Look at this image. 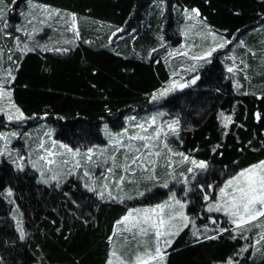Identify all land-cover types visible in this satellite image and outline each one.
<instances>
[{
	"label": "trees",
	"instance_id": "16d2710c",
	"mask_svg": "<svg viewBox=\"0 0 264 264\" xmlns=\"http://www.w3.org/2000/svg\"><path fill=\"white\" fill-rule=\"evenodd\" d=\"M34 3L77 13L81 30L80 39L69 52L29 53L21 58V67L16 73V102L27 115L36 114L37 121L48 112L45 121L56 130L55 136L59 139H67L68 133L74 132L75 140L88 130L94 141L103 144L106 143L103 125L108 124L114 133L120 132L127 117L141 116L154 108L148 94L170 78L169 67L162 56L182 39L180 9L183 7H199L215 30L226 29L225 35L230 36L242 34L241 38L250 46L259 47L264 41L260 36L264 35V16L261 15L264 4L260 0H34ZM26 4L27 0H17L18 7L10 16L13 23L21 20L18 15ZM162 8L165 9L163 16L160 15ZM237 11L239 15L235 14ZM116 26L124 32L118 33L110 43L108 38ZM158 34L164 36L163 47H159ZM10 46V42L5 45ZM153 47L158 51L151 60L140 58L147 57ZM243 52L244 49L236 46L238 55ZM4 59L3 68L7 66L6 57ZM250 62L251 83L242 79V91L248 87L259 93L264 91V64L256 60ZM199 74L201 79L196 85L166 97L159 106L171 107L167 115L171 118L179 115L181 119L183 144L174 141L177 149L188 153L198 147L200 150L191 154L210 161L213 166L207 175L210 178H206L220 180L219 170L224 165L231 167L233 161L239 160L240 165L246 167L264 159V148L252 151L247 144L249 140L253 144L264 140V120L258 122L254 115L256 111L264 114V99L241 95L227 79L220 59L200 68ZM92 84L97 87H91ZM217 88L221 91H216ZM105 102L112 108L111 114L103 111ZM233 108L236 124L243 123L246 127L233 126L230 134L222 138L218 113L223 110L230 114ZM237 135L244 142L243 153L238 150ZM216 143L225 145L222 157L210 150ZM15 175L9 164L1 165L0 185H6ZM80 183L70 178L62 192L37 184L32 173L27 179L12 180L28 236L14 249L0 246V255L6 260H16L17 264L20 261L39 264L42 256L44 264H103L109 247L107 237L118 229L116 220L125 213L126 207L99 201L82 186L77 188ZM155 191L162 195L167 190ZM64 192L69 195L65 196ZM69 198L77 200L80 206L70 205ZM153 202L154 197L146 194L145 198L128 204L141 206ZM12 208L0 198V241L16 237ZM200 223L198 220L197 224ZM57 227L69 237L67 240L56 233ZM244 243L243 240H221L196 245L191 243L189 230L185 229L169 249V264H210L213 257L230 255ZM260 256L256 253L255 264H261V260L257 261ZM246 264H253V259H248Z\"/></svg>",
	"mask_w": 264,
	"mask_h": 264
},
{
	"label": "snow or ice",
	"instance_id": "6c2138e0",
	"mask_svg": "<svg viewBox=\"0 0 264 264\" xmlns=\"http://www.w3.org/2000/svg\"><path fill=\"white\" fill-rule=\"evenodd\" d=\"M260 2L264 4V0ZM16 7L17 0H0V60L5 57L7 60V66L0 69V165H11V171L16 174L9 178L6 185H0V198L13 206L11 214L16 237L0 241V246L14 249L18 242L27 239L23 213L19 211L12 180L27 179L32 173L37 184L62 192L70 178H75L81 182L76 185L77 188L82 186L99 201L126 207L125 213L116 220L118 230L107 237L109 247L103 264H169V249L185 229L189 230L191 243L196 245L221 240L245 242L230 255L213 257L210 264H246L248 259H253L255 264L254 257L258 252L262 257L261 264H264V159L246 167L235 160L231 167L224 165L219 170L220 180L209 181L206 177L213 167L210 161L191 154L199 151L198 147L185 153L173 146L174 141L183 144L181 119L177 115L164 120V112H157L142 122L135 116H129V126L124 127L122 132L113 133L105 124L107 142L103 144L94 141L93 134L88 130H84V134L75 140L74 132L68 133L67 139H59L51 127L44 130L34 144L30 142L32 134L20 129L36 114L27 115L14 97L21 58L29 53L70 51V47H50L48 42L37 38L45 26H50V22H63L65 30L73 33L74 39H65L64 45H73L75 40L80 39V32L75 12L27 0L26 8L19 12L22 22L13 23L10 16ZM164 11L162 8L161 16ZM180 12L183 17L180 34L186 41L199 37L201 43L193 40L183 44L181 49L168 51L167 57L182 58L179 66L182 71L172 70L170 78L148 94L150 101L158 102L177 90L196 85L201 79L199 69L221 56L227 79L239 93L264 99V91H241V78L251 83L250 61L264 64V41L260 42L259 47H253L241 38L242 34L230 36L225 35L226 29L223 32L215 30L199 7H183ZM235 14L240 13L237 11ZM261 15L264 16V13ZM123 32V28L116 26L108 38L109 42ZM157 39L160 41L159 47H163L164 36L158 34ZM9 42L11 46L5 47ZM85 43L90 44L91 41ZM233 45L244 49L243 55H238ZM157 51L158 48L153 47L149 49L147 57L140 58L151 60ZM116 55L121 53L116 52ZM155 62L159 63V60ZM91 87L96 88L97 85L92 84ZM216 91L221 89L217 88ZM104 99L107 101L106 96ZM103 111L112 112L107 102L103 105ZM48 114L45 112L44 117ZM254 115L258 122L264 120V114L260 111ZM235 116V108L230 114L223 110L218 113L222 138L230 134L233 126L246 127L243 123L236 124ZM113 127H116L115 123ZM21 138L27 147L26 152L13 144V141ZM236 140L238 150L243 153L244 142L238 135ZM247 144L252 151L264 148V140L258 144L249 140ZM224 147V144L216 143L210 150L222 157ZM161 168L163 173L160 172ZM177 186H180L179 195ZM158 188L167 191L161 195L155 191ZM146 194L154 197L153 203L141 206L128 204L129 201L145 198ZM64 195L68 196L69 193L64 192ZM69 203L77 208L80 206L75 199L69 198ZM72 211L69 207V212ZM198 220L200 224H197ZM84 222L87 223V220ZM55 231L63 239L69 238L60 227ZM0 264H17V261L6 260L0 255ZM20 264L25 262L20 261ZM39 264H44L43 256Z\"/></svg>",
	"mask_w": 264,
	"mask_h": 264
},
{
	"label": "rangeland",
	"instance_id": "374dc122",
	"mask_svg": "<svg viewBox=\"0 0 264 264\" xmlns=\"http://www.w3.org/2000/svg\"><path fill=\"white\" fill-rule=\"evenodd\" d=\"M17 17V16H16ZM18 17H20L19 15H18ZM18 22H21V20H19V21H14V23H18ZM182 24H183V21H182ZM77 25H78V30H79V24H78V19H77ZM81 30H79V32H80ZM56 35V36H55ZM55 36V37H54ZM170 36H172V35H170ZM260 36H262V38H264V35H260ZM54 37V38H53ZM38 39H40L42 42H48L49 44H51V46H57V47H59V46H65V47H72L73 45H64L63 44V41L65 40V39H74V37H73V33L71 32V31H66L65 30V26H64V24H63V22H59V23H55V22H50V26H45L44 27V30H43V32H41L39 35H38V37H37ZM51 39V40H50ZM195 41L196 43H201V41H200V38L199 37H191V39H189L188 41H186L185 40V38L182 36V39H181V41L178 43V44H173V41L172 40H169V43H171V44H173V46H171V47H169L168 48V50L163 54V56H162V60H164L165 61V57H167V53H168V51L169 50H172V49H181V46L183 45V44H185L186 42L187 43H191L192 41ZM78 42V40H75V42H74V44H76ZM50 46V47H51ZM233 47V49H234V51L236 52V46H232ZM238 47V46H237ZM223 51H226V50H223ZM162 54V53H161ZM217 55H219V53L217 54ZM167 59H168V63L166 64L168 67H169V71L171 72L172 70H176V71H178V72H180V71H182V69L179 67L180 66V64L183 62V60H182V58H180V57H167ZM220 60L223 62V57L221 56V58H220ZM5 61V59L4 60H0V69H3V62ZM166 63V62H165ZM224 64V63H223ZM206 65H209V64H205L204 66H206ZM203 66V67H204ZM203 67H201V68H203ZM5 68V67H4ZM243 78H241V83L243 84V86H244V81L242 80ZM245 82H248V81H245ZM250 84V83H249ZM192 86V85H191ZM191 86H189L188 88H185V89H190L191 88ZM247 86H245V88H246ZM236 88V87H235ZM244 88V89H245ZM185 89H183V90H185ZM237 90V89H236ZM243 90V89H242ZM241 90V91H242ZM245 90H247V91H250L249 90V88L247 87V89H245ZM180 91H182V90H177L175 93H177V92H180ZM238 91V90H237ZM175 93H172V94H175ZM172 94H170V95H172ZM169 95V96H170ZM164 99H166V98H164ZM163 100V99H162ZM162 100H160V101H158V102H152V101H150V104H152V105H154V108H152L151 109V111L150 112H148V113H144L143 115H141V116H138V115H132V116H135V117H137V120L138 121H140V122H142L143 120H145V119H147V118H149L150 116H152V115H154V114H156L157 112H164L165 113V116L163 117V119L164 120H168V119H170L171 117L169 116V115H167L168 113H170V111H171V107H168V108H161L160 106H159V104H160V102L162 101ZM46 119L45 118H43V119H41V120H39V121H37L36 119H30L25 125H23L22 127H21V131L22 132H29V133H31L32 134V138H31V143H35V140H36V138L38 137V136H42V134H43V131L44 130H46L47 128H49V127H51L48 123H47V121H45ZM129 126V122H128V120H127V118L125 119V127H128ZM52 128V127H51ZM109 128V127H108ZM54 129V128H53ZM109 131H111L110 129H109ZM123 131V130H122ZM122 131H120V132H122ZM114 133V132H113ZM102 134H103V137H104V139H105V142H107V137L105 136V134H104V125H103V128H102ZM54 135H56V130H55V133H54ZM13 144L15 145V147H17V148H21L22 149V151H27V147H26V145H25V142H24V139L23 138H21L20 140H18V141H13ZM173 146L174 147H176L177 148V146H176V143H173ZM1 166V165H0ZM11 166V165H10ZM101 171H103V169H101ZM163 168H161L160 169V172L161 173H163ZM30 174V173H29ZM29 178V177H28ZM208 179L210 178V177H207ZM75 179V178H74ZM179 187L180 186H177V192H178V195L180 194V192H179ZM18 215H19V212H18ZM118 230V229H117ZM257 247H261V246H257ZM257 254H259V253H257ZM259 260H262V257L260 256V257H258V259H257V261H259Z\"/></svg>",
	"mask_w": 264,
	"mask_h": 264
}]
</instances>
